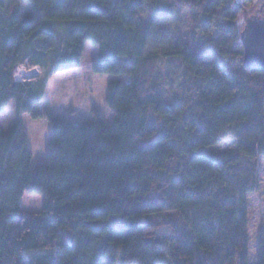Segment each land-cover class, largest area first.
I'll return each instance as SVG.
<instances>
[{
	"label": "trees",
	"instance_id": "trees-1",
	"mask_svg": "<svg viewBox=\"0 0 264 264\" xmlns=\"http://www.w3.org/2000/svg\"><path fill=\"white\" fill-rule=\"evenodd\" d=\"M147 6L154 21L176 7L200 13L219 36L164 54L174 74L163 75ZM242 11L237 0H0V115L15 102L52 124L47 162L36 166L20 117L9 133L0 127V264H250L264 69L249 70L235 49ZM88 45L94 74L131 78L108 85L112 121L96 110L86 124L42 112L33 82L14 79L25 61L52 75L78 69ZM174 75L181 99L168 104L160 83ZM228 129L236 154L202 151ZM26 194L43 196L42 213H23Z\"/></svg>",
	"mask_w": 264,
	"mask_h": 264
},
{
	"label": "rangeland",
	"instance_id": "rangeland-1",
	"mask_svg": "<svg viewBox=\"0 0 264 264\" xmlns=\"http://www.w3.org/2000/svg\"><path fill=\"white\" fill-rule=\"evenodd\" d=\"M243 6L239 18L238 28L242 32L246 20L264 16V0H237ZM143 17L153 20V12L149 6L145 8ZM154 21V20H153ZM159 32L160 39L154 45L156 51L161 54L159 71L165 75L174 71L167 66L164 54L172 52L177 46L185 45L187 42L196 39L205 41L215 39L219 36L215 31L214 24L200 13L176 7L175 17L170 21H154ZM204 27L210 28V33H204ZM236 51L243 54L242 43L235 47ZM215 54L213 48L209 51ZM97 49L88 45L82 60L80 70L72 73L62 72L50 74L49 69H42V75L33 81L32 98L40 99L42 112L50 111L53 116L71 120L76 124L90 123L94 119V110L98 111L107 121H112L113 113L108 109L106 96L110 82L123 79L130 81L129 76L96 75L92 71V65L96 59ZM29 66H34L24 62ZM23 63V64H24ZM236 64H229L228 69L232 73L237 70ZM160 88L165 94L168 104H174L181 99L183 88V76L174 75L167 81L160 83ZM20 117L22 124L26 127L29 135V145L33 150L32 166L47 162V155L50 147L52 124L48 119H33L27 113L19 114L15 102H11L8 109L0 115L1 129L9 133L17 119ZM226 137H222L215 148L202 150L212 152L218 157H229L237 153L235 138L231 129L226 131ZM220 155V156H219ZM250 210V238L251 252L250 264H258V246L264 240V159H260L259 190L249 197ZM44 198L41 195L26 194L21 200V208L25 215H37L42 213ZM1 211V205H0ZM150 221L159 223L160 219L152 216Z\"/></svg>",
	"mask_w": 264,
	"mask_h": 264
},
{
	"label": "water",
	"instance_id": "water-1",
	"mask_svg": "<svg viewBox=\"0 0 264 264\" xmlns=\"http://www.w3.org/2000/svg\"><path fill=\"white\" fill-rule=\"evenodd\" d=\"M241 43L246 67L249 70L264 69V16L246 20Z\"/></svg>",
	"mask_w": 264,
	"mask_h": 264
},
{
	"label": "built area",
	"instance_id": "built-area-1",
	"mask_svg": "<svg viewBox=\"0 0 264 264\" xmlns=\"http://www.w3.org/2000/svg\"><path fill=\"white\" fill-rule=\"evenodd\" d=\"M42 75L40 66H29L27 64H20L14 70V79L17 83L27 84L36 81Z\"/></svg>",
	"mask_w": 264,
	"mask_h": 264
},
{
	"label": "crops",
	"instance_id": "crops-1",
	"mask_svg": "<svg viewBox=\"0 0 264 264\" xmlns=\"http://www.w3.org/2000/svg\"><path fill=\"white\" fill-rule=\"evenodd\" d=\"M97 57H98V55L96 56V59H97ZM95 59V60H96ZM81 67H82V65L78 68V69H75V70H71V71H67L68 73H72L73 71H77V70H80L81 69ZM34 84H32V86H33ZM33 93H32V90H31V95H32ZM96 110V109H95ZM26 128V127H25ZM26 131H27V129H26ZM27 133H28V131H27ZM28 137L30 138V135H29V133H28ZM29 140L30 139H28V143H29ZM30 146V145H29ZM30 149H31V147H30ZM31 151H32V153H33V150L31 149Z\"/></svg>",
	"mask_w": 264,
	"mask_h": 264
}]
</instances>
